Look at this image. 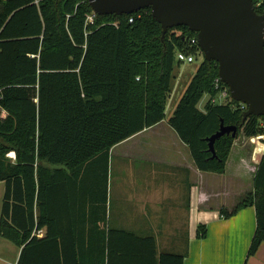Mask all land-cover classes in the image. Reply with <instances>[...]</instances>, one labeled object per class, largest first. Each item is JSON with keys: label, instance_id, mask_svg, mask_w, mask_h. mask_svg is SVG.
I'll use <instances>...</instances> for the list:
<instances>
[{"label": "trees", "instance_id": "1", "mask_svg": "<svg viewBox=\"0 0 264 264\" xmlns=\"http://www.w3.org/2000/svg\"><path fill=\"white\" fill-rule=\"evenodd\" d=\"M252 2L264 15V0ZM92 13L87 0H0V237L21 248L17 264H183L184 255H158L151 237L107 228V187L111 148L165 120L175 55L196 34L179 27L161 40L149 10L88 23ZM217 78L202 58L167 124L198 171L223 175L235 139L264 137V117L218 139L211 159L206 139L221 122L239 128L245 111L232 99L198 108L217 96ZM248 207L256 229L247 258L264 243V151L252 191L220 214ZM69 217L75 234L63 228Z\"/></svg>", "mask_w": 264, "mask_h": 264}, {"label": "crops", "instance_id": "2", "mask_svg": "<svg viewBox=\"0 0 264 264\" xmlns=\"http://www.w3.org/2000/svg\"><path fill=\"white\" fill-rule=\"evenodd\" d=\"M177 100L178 97L172 109ZM167 120L166 117L111 148L107 228L140 238L151 237L158 255H184L183 264H264V243L255 255L247 258L256 229L254 208H244L225 219L220 211L231 212L238 204L235 198L238 195H234L233 203L212 204L233 186L235 192L236 187L243 191L241 178L248 175L246 172L250 174L249 182L245 181L248 193L252 191V178L264 151V137L239 136L233 142L225 173H205L196 169L187 146ZM229 168L232 179H224ZM77 184L75 189L69 184L70 198L73 191L76 196ZM65 220L64 217L62 221ZM69 221L63 228L77 233L72 217ZM201 227H205L206 234L199 240L196 233ZM43 236L44 230H40L37 237ZM73 241L69 246L78 244L76 236ZM10 244L16 251L9 264H17L21 248Z\"/></svg>", "mask_w": 264, "mask_h": 264}, {"label": "water", "instance_id": "3", "mask_svg": "<svg viewBox=\"0 0 264 264\" xmlns=\"http://www.w3.org/2000/svg\"><path fill=\"white\" fill-rule=\"evenodd\" d=\"M98 16L130 15L149 10L161 27V40L169 30L185 27L196 34L206 62L217 65L218 78L230 98L245 106L240 127L220 123L207 138L211 159L214 144L223 136L235 138L251 116L264 117V15L252 0H87Z\"/></svg>", "mask_w": 264, "mask_h": 264}, {"label": "rangeland", "instance_id": "4", "mask_svg": "<svg viewBox=\"0 0 264 264\" xmlns=\"http://www.w3.org/2000/svg\"><path fill=\"white\" fill-rule=\"evenodd\" d=\"M174 33H177V32H174ZM202 58H203V55L199 57L197 61L192 64H178L176 61H174V67H173L174 78L171 81V92L169 93L168 101L165 106V115L167 118H169L172 115L176 105L178 104L180 98L182 97L192 76L194 75L198 67L200 66L202 62ZM177 97H178V100L176 101L177 104H175V106L173 107L174 109H172V104L175 103V100ZM207 99H208V96H204L201 99V101L198 104L199 109L201 110L204 109ZM13 154H14L13 152H9V154L6 155V158L13 162L14 160L12 157ZM231 171L232 169L229 168V174L227 173L226 176L223 178L232 179L231 174H230ZM246 174L250 175L249 172H246ZM248 175H245L244 177L241 178L242 179L241 182H243L244 184L243 185L244 188L242 187L243 191H241L242 189H238V187H236L237 190L235 192V189L233 186V189H227L228 190L227 194L223 192L219 198H216L215 201L212 202V204L216 205V203H219V202L221 204H223L224 202L233 203L234 195L235 196L238 195L235 198L237 199L236 202L239 203L246 196V194H248V192L250 191L249 187L246 186L247 183L245 182V181H248L247 180ZM108 179H110L109 170H108ZM238 185L240 184L238 183ZM215 188H216V191L219 190V185L217 183L215 185ZM224 188L226 189V186ZM3 193H4V185L3 183H0V210H1ZM107 209H108V206H107ZM15 251H16V248L14 246H12L7 240L0 237V264H9V262H11L14 258Z\"/></svg>", "mask_w": 264, "mask_h": 264}, {"label": "built area", "instance_id": "5", "mask_svg": "<svg viewBox=\"0 0 264 264\" xmlns=\"http://www.w3.org/2000/svg\"><path fill=\"white\" fill-rule=\"evenodd\" d=\"M95 14L88 16L87 22L92 23ZM132 22V20H130ZM202 56V53L198 47V41L196 35L194 37L188 38L184 50L178 51L175 55V60L178 64H192L197 61L199 57ZM214 89L217 92V96L209 98L208 102L211 105L227 103L231 100L228 88L219 80V78L214 81ZM241 107L245 109V106L242 104Z\"/></svg>", "mask_w": 264, "mask_h": 264}]
</instances>
